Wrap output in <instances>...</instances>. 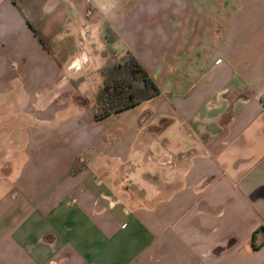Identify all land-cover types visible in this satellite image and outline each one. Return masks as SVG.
Wrapping results in <instances>:
<instances>
[{"label": "crops", "instance_id": "1", "mask_svg": "<svg viewBox=\"0 0 264 264\" xmlns=\"http://www.w3.org/2000/svg\"><path fill=\"white\" fill-rule=\"evenodd\" d=\"M105 25L159 93L95 120ZM0 264H264V0H0Z\"/></svg>", "mask_w": 264, "mask_h": 264}, {"label": "trees", "instance_id": "2", "mask_svg": "<svg viewBox=\"0 0 264 264\" xmlns=\"http://www.w3.org/2000/svg\"><path fill=\"white\" fill-rule=\"evenodd\" d=\"M12 1L17 4L19 0ZM104 30L107 40L114 41L110 27L105 25ZM101 55L106 61L99 69L101 84L94 93L92 119H101L159 93L156 82L129 50L102 51Z\"/></svg>", "mask_w": 264, "mask_h": 264}, {"label": "rangeland", "instance_id": "3", "mask_svg": "<svg viewBox=\"0 0 264 264\" xmlns=\"http://www.w3.org/2000/svg\"><path fill=\"white\" fill-rule=\"evenodd\" d=\"M111 35V34H110ZM109 35V36H110ZM121 42L119 41H108L107 38L105 37V30H103V28L101 26L94 28L89 36V43L87 46V59L90 62V60L92 59L91 57H94V63L93 66L88 69L87 74H88V82L90 84V88L94 89L95 87H97V85L100 84V75H99V67L101 66V61H103L99 55V51H119L121 49ZM86 47V46H84ZM91 52V54H90ZM104 60H106V58H103ZM92 62V60H91ZM89 89V88H88Z\"/></svg>", "mask_w": 264, "mask_h": 264}, {"label": "built area", "instance_id": "4", "mask_svg": "<svg viewBox=\"0 0 264 264\" xmlns=\"http://www.w3.org/2000/svg\"><path fill=\"white\" fill-rule=\"evenodd\" d=\"M83 34H85V29L83 30ZM83 38H85V37L83 36ZM86 51H80L78 53L77 58H76L77 62L78 61L82 62V61H84L87 58V52Z\"/></svg>", "mask_w": 264, "mask_h": 264}]
</instances>
